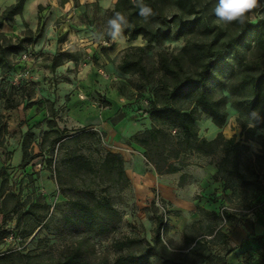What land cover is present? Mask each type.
Instances as JSON below:
<instances>
[{
	"label": "rangeland",
	"instance_id": "rangeland-1",
	"mask_svg": "<svg viewBox=\"0 0 264 264\" xmlns=\"http://www.w3.org/2000/svg\"><path fill=\"white\" fill-rule=\"evenodd\" d=\"M16 1L0 0V14ZM116 1L26 0L11 24L0 28L1 42L5 38L22 43L17 53L0 63V264L54 263L71 257L87 263H111L120 253L142 251L151 240L157 215L164 210L170 212L164 217L167 236L184 253L189 247L184 229L190 233L201 217L204 224L209 221L198 212V206L216 213H221L224 206L233 213L231 225L218 223L227 241L216 239L215 234L206 235L201 250L203 255L227 261L228 248L236 249L234 232L244 226L254 227L263 219L264 169L259 172V189L250 197L235 183L225 187L223 180L214 178L220 153L187 154L177 161L179 171L160 173L145 156V148L131 139L134 133L152 127L144 111L156 90L169 88L172 83L160 69L159 54H178L185 38L171 36L161 43L148 44L141 37L127 40L121 33L107 40V21ZM215 3L203 0L208 28L217 26L225 33H234L240 22L220 24L213 12ZM259 3L261 7L248 13L251 22L257 15V19L264 17V0ZM193 30L189 37L207 38V32ZM139 46L145 48L143 52L135 49ZM126 53L132 57L142 53L147 77L119 70ZM213 96L224 97L227 121L219 127L200 113L196 121L199 136L245 140L251 134L247 131L252 126L251 116L233 104V97L224 88L215 89ZM175 104L182 109L194 105L185 98ZM56 130L77 134L69 150H81L93 161L107 151L123 155L131 184L123 190L107 188L117 214L101 213L105 227L114 229L105 232V227L92 228L80 222L71 203L77 193L70 186V176H61V182L55 176L54 167L63 154L58 144L53 162L48 161V143ZM259 133L262 130H256L253 138ZM244 142L249 159L260 154L256 140ZM23 143L28 147L27 166L23 162ZM209 168L216 169L212 176ZM148 174L154 175L152 181L143 178ZM205 181L214 183V191L204 189L200 182L206 185ZM75 185L80 187L81 181L76 179ZM105 186L102 184L100 189L104 191ZM172 190L196 199L195 208L181 209L165 197ZM176 211L180 214L175 215ZM255 237L264 245L263 235ZM196 264L221 263L208 259Z\"/></svg>",
	"mask_w": 264,
	"mask_h": 264
},
{
	"label": "trees",
	"instance_id": "trees-1",
	"mask_svg": "<svg viewBox=\"0 0 264 264\" xmlns=\"http://www.w3.org/2000/svg\"><path fill=\"white\" fill-rule=\"evenodd\" d=\"M25 2L17 0L3 10L0 28L4 24H11L14 17L22 12ZM141 4L150 6L153 15L147 19L141 17L138 7ZM117 13L127 20V26L121 32L127 40L141 37L151 44L161 43L171 36L185 38L178 54L171 57L159 54L160 69L172 83L169 88L166 86L156 90L155 98L144 111L149 115L152 127L134 133L131 139L145 148V156L160 173L179 171L177 161L187 154L214 156L220 153L219 160L215 162L217 172L214 178L223 180L225 187H230L229 184L233 182L253 197L260 186L259 172L264 169V17L255 22L247 18L238 24L234 33H225L217 26L208 28L203 15V0H117L111 18ZM195 28L207 32V38L189 37L188 33ZM105 38H112L109 27ZM21 47V40L12 42L4 38L0 41V63L8 61L9 56L17 53ZM135 49L143 52L145 48L139 46ZM118 68L124 73H138L142 77L148 74L142 53L135 57L126 53ZM217 88L227 90L233 97V104L251 116L252 126L247 128L251 134L245 140H237L234 136L225 138L220 135L213 139L199 136L196 121L200 113L208 115L219 127L227 121L224 97L213 96ZM181 98L191 100L194 105L187 109L180 108L175 101ZM258 129L262 133L257 134L255 139L252 134ZM52 133L55 135L53 141L48 143L51 153L48 161L50 164L53 162V151L58 144L57 149L63 154L54 167L55 176L59 182L61 176H70V186L77 193L71 203L79 213L80 222L87 227H105L101 213L108 216L117 214L107 188L123 190L131 184L123 155L107 151L93 161L81 150H69V144L78 138H75L77 134H66L59 130ZM248 139L256 140L261 146L260 154L252 159L248 158V146L244 142ZM44 146L40 145L42 149ZM22 151L23 162L27 166L28 147L25 143L22 144ZM76 179L81 181L80 187L75 185ZM102 184H106L104 191L100 189ZM197 209L209 221L204 224L203 217L199 218L192 226V234L184 229L189 245L184 253L174 247L167 236L164 217L170 212L164 210L157 215L151 240L146 242L142 251L120 253L111 263H87L71 257L54 263L30 264H196L205 263L208 259L227 264L226 259H213L203 255L201 250L205 248L206 235L215 234L216 239L227 241L228 236L222 232L219 224L231 225L233 213L224 206H221V213L207 211L202 206ZM174 214L179 215L180 212ZM114 227L107 226L104 231L108 232ZM234 249L228 248L227 255ZM190 254L197 255V258H190Z\"/></svg>",
	"mask_w": 264,
	"mask_h": 264
},
{
	"label": "crops",
	"instance_id": "crops-1",
	"mask_svg": "<svg viewBox=\"0 0 264 264\" xmlns=\"http://www.w3.org/2000/svg\"><path fill=\"white\" fill-rule=\"evenodd\" d=\"M209 175L212 176L214 172H216L215 168H209ZM150 173V172H149ZM150 175V174H148ZM152 177L150 176H143V178H147L148 181H152ZM206 185L202 184L204 189L208 191H214V183H209L205 181ZM211 185V186H210ZM170 201L175 203L181 209H193L195 208L198 201L196 199L187 198L179 193H175L173 190L170 191L167 195L165 194ZM195 201V202H194ZM234 245L236 249L232 254H230L227 258V264H241L244 260H252L255 264H264V245L258 240L255 239V235H263L264 236V216L263 219H259L255 224L254 227H242V229H237L234 232Z\"/></svg>",
	"mask_w": 264,
	"mask_h": 264
},
{
	"label": "clouds",
	"instance_id": "clouds-1",
	"mask_svg": "<svg viewBox=\"0 0 264 264\" xmlns=\"http://www.w3.org/2000/svg\"><path fill=\"white\" fill-rule=\"evenodd\" d=\"M138 7L141 17L147 19L153 15L150 6L141 4ZM258 7H261L259 0H216L213 12L220 24L227 25L232 22L243 23L247 18V14ZM107 25L110 29V35L113 39H116L123 28L127 26V20L122 14L117 13L107 21Z\"/></svg>",
	"mask_w": 264,
	"mask_h": 264
},
{
	"label": "built area",
	"instance_id": "built-area-1",
	"mask_svg": "<svg viewBox=\"0 0 264 264\" xmlns=\"http://www.w3.org/2000/svg\"><path fill=\"white\" fill-rule=\"evenodd\" d=\"M262 12H264V10ZM257 16H256L255 20H257ZM241 264H255V263L252 260L247 259V260H244Z\"/></svg>",
	"mask_w": 264,
	"mask_h": 264
}]
</instances>
